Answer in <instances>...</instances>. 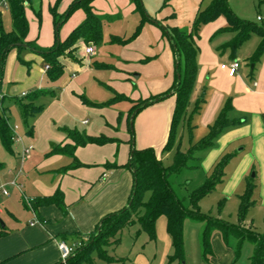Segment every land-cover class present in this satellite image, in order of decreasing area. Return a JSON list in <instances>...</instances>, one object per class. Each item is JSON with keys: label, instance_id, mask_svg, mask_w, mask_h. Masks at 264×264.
I'll return each mask as SVG.
<instances>
[{"label": "rangeland", "instance_id": "rangeland-1", "mask_svg": "<svg viewBox=\"0 0 264 264\" xmlns=\"http://www.w3.org/2000/svg\"><path fill=\"white\" fill-rule=\"evenodd\" d=\"M202 1L141 0L147 15L143 16L141 10L137 9V3L134 0H95V11L102 19V40L100 43L94 44L81 38L80 40H83L84 43L82 42L79 46H76V43L72 48L67 49L64 54L60 55V57L66 55L75 59L77 58L76 54L78 55L80 51L79 55L86 57V47L95 46L97 53L95 52L91 58L94 66L85 73L78 71L75 77H72V72L68 65L66 66L65 64L67 70L64 67V73L61 77L51 80L48 76V70L45 68L46 62L43 55L38 50L28 47H14L9 51L6 56L3 80L0 85V98L5 97L2 107L7 108V115L10 117L12 126H18L17 133L21 136L24 135L27 139H32L31 141L36 147L35 154L32 152L27 158L22 159V166L28 174L27 177H22L24 182L23 190L28 198L34 191L33 181L37 177L35 166L38 160L56 155L52 153L53 150L61 145L62 140L70 139L68 137L69 130H67L69 128L88 133L87 129L90 127L92 129L94 126V130H97L99 126L104 125L105 134L123 135L124 137H119L121 141H116L114 160H118V148L120 145L131 146L132 143L128 139L132 138V133H134L135 146L139 148H155L157 155L161 157L166 166L172 164L180 141L182 150H186L190 146L189 129L185 124L178 129L175 146L169 151H164L169 133V121L168 119L166 120V105L171 100L175 101L174 96H168L159 102L142 108L134 119L130 120L131 126L127 116L132 106L141 102L140 98L145 99L165 92L174 83L177 64L169 31L175 26L181 30L188 31L200 7L206 5L210 0ZM56 2L57 0H33L32 5L26 6V17L29 23L27 39L38 47L48 48L54 45L56 40H64L86 19L84 9H77L56 30L54 15L51 10ZM72 2L73 0H59L57 3L58 13H65ZM230 6L239 17L264 25V2L259 0H230ZM36 9H41V21L35 13ZM0 13L3 16L5 29L11 31L13 23L9 5L2 2L0 4ZM141 21L144 22L143 26L132 41L122 44L112 40L113 36L131 37ZM225 22V18L220 16L203 26L200 36L197 38L199 46L198 60L205 53L207 56L213 54L218 63H213L214 68L209 67L211 72L221 69L222 63L228 64L233 60H239L241 68L238 70V77V74L242 75V73L250 72L251 63L248 61V57L255 51L260 42V37L257 34H252L239 47L236 55L232 56L229 49L220 48L224 41L230 40L232 34L216 33L223 24L225 25ZM260 63H264V56ZM45 73L47 76L43 80ZM247 77L249 78V76ZM233 84L235 82L231 85L233 86ZM40 88L49 89L50 91L60 88V92L58 96H55L53 92L49 91L36 100L37 104L44 106V110L31 119L36 132L35 137L32 138L27 133V127L19 106L10 99L11 97L22 98ZM23 92L26 94L23 95ZM117 92H122L136 100L129 98L106 104L107 101L115 97ZM194 92L195 90H193ZM192 96L194 97V94ZM53 98H56V100ZM85 99L101 105L86 103ZM198 100L196 99L192 102L191 97V109L195 107ZM52 103L60 105L51 109V113L55 118H52L50 124L46 120L40 122L39 119L44 114L43 112L50 109ZM236 116L239 119V114L234 112L229 115V118ZM227 129L225 128L222 132L224 133ZM101 132L99 131L98 133ZM52 133L61 135L62 140L57 139V136L50 137ZM207 133L208 130L204 131L200 126L195 127L194 125L193 142L199 141ZM39 136L43 137V141L40 145H36V140ZM261 142H263L262 139L258 142V146ZM52 143L56 144L55 147L51 146ZM239 143L232 150L236 152L246 144V150L242 154H247L250 157V139ZM46 145L49 148L42 153L41 149ZM217 145V140L215 139L213 146L207 149H214ZM121 149L122 147H120ZM203 151L205 150L197 153L200 157L197 167L187 168L180 174H172L170 176L173 187L181 197L187 196L191 190L201 185L212 169L211 166L207 169L203 165L205 154ZM253 152L258 159L254 158L252 162V159L248 158V161L252 162V170L249 176L242 179L243 183L239 184L235 191L233 190L234 195H227L222 192L221 188H218L206 195L201 200L200 206L202 211L206 213L237 223L241 202L240 194L245 191L248 181L253 180L255 183L253 191L254 204L249 210L247 223H252L256 231L264 234V154ZM227 153L232 152L229 150L222 154L225 155ZM62 156L63 160L61 162H66L68 165L72 164L73 161L70 156ZM14 159L5 149L0 139V162L10 166L15 164L13 162ZM237 161L234 156L227 167V180L229 179V187L232 188L236 187L237 176L235 169L238 165L236 164ZM258 166L261 168L262 176L258 173ZM3 170L5 169L1 167L0 209H3L4 213L0 212V219L4 220V217L8 216L6 207L12 208L13 212L30 216L31 210L25 208L23 194L20 189L9 182L10 180L7 182V177L1 172ZM253 173H256L255 176H253ZM4 190H7L9 195H5ZM147 197L148 194L146 195ZM222 200H225L224 205L220 207ZM203 228V222L190 219L186 221L185 258L182 261L174 260L170 262L169 256L173 253L172 240L167 231V220L164 215L160 216L156 221L155 239H151L149 234L141 230L140 224L136 222L125 227L118 234L120 238L119 244L110 246L107 253L115 259H123L126 264H249L254 250L253 244L245 242L240 254L237 256L236 240L231 239L230 246L226 245L219 231H215L212 235L213 258L210 261H206L202 254L201 235ZM215 233L219 235V239L214 237ZM93 256V263L109 264L105 260L99 259L96 254ZM120 263L113 262L111 264Z\"/></svg>", "mask_w": 264, "mask_h": 264}, {"label": "trees", "instance_id": "trees-1", "mask_svg": "<svg viewBox=\"0 0 264 264\" xmlns=\"http://www.w3.org/2000/svg\"><path fill=\"white\" fill-rule=\"evenodd\" d=\"M58 1L51 8L56 30L77 9H84L86 19L64 40L58 39L54 45L48 48L38 47L27 40L29 23L26 17V6L32 5L33 0L8 1L13 29L11 31L5 29L3 16L0 13V85L3 80L6 56L14 47H28L38 50L43 55L46 64L50 66L47 71L49 78L56 80L64 73V64L60 60V55L64 54L67 49L72 48L81 38L86 42L100 43L103 38L102 19L95 12L94 0H73L69 9L63 14L57 11ZM134 1L143 16H147L141 0ZM259 1L264 2V0ZM35 13L41 21V9H36ZM220 16L225 18L226 24L219 28L216 33L232 34L230 40L222 44L220 48L229 49L231 55L235 56L239 47L252 34H257L260 37V42L248 60L254 66L262 60L264 56V25L239 17L231 8L230 0H210L206 5H202L188 31L181 30L177 26L171 28L169 35L173 43L177 64L174 83L167 91L141 99V102L132 106L129 111V121L134 119L142 108L174 95L176 102L164 151H169L175 146L178 129L185 124L189 129L190 146L186 150H182L180 141L172 164L166 166L157 155L155 148H137L133 138L134 133H132L130 140L132 147L127 163L124 165L117 163L106 164L108 167H126L132 171L133 187L128 204L120 210L106 214L100 224L86 239L74 244V249L67 260L65 262L61 260L56 264H95L93 263L94 254L109 264L113 262L126 264L123 259H115L107 253L110 246L119 244L120 238L118 234L125 227L138 222L141 230L147 232L151 239H155L156 221L162 215L167 218V231L172 240L173 253L169 256L170 262L174 260L182 261L185 258V223L190 219L204 223L201 242L202 254L206 261H210L213 258L212 235L215 231H219L226 245L230 246L231 239L236 240L237 256L240 254L245 242L252 243L254 250L249 264H264V234L256 231L252 223H247L249 210L254 204L253 191L255 183L253 180L248 181L245 191L240 194L241 202L237 223L206 213L202 211L200 206L201 200L206 195L218 189L224 183L227 177V167L234 157L232 153L223 155L213 165L205 181L191 190L187 196L181 197L170 181L172 174H180L187 168L197 167L200 160L197 153L213 146L215 139L226 127L239 125L242 122L240 119L229 118V114L234 107L231 98H228L215 121L209 125L208 133L199 141L193 142V119L200 112L204 102L203 99L198 100L195 107L190 110L191 97L198 76L199 46L197 38H199L205 24L216 20ZM143 21L140 22L131 37L113 36L112 40L122 44L132 41L139 34ZM17 43L25 45L17 46ZM49 91V89L40 88L22 98L11 97L10 99L19 106L29 135L33 134L34 131V126L31 123L32 117L44 110V106L37 104L36 100ZM123 99H129V97L123 93H117L106 104H112L117 100ZM4 100L5 97L0 98V139L5 149L12 153L14 132L10 117L7 115V108L2 107ZM95 105L101 104L95 103ZM68 137L73 140V144L59 146L52 152L53 154H63L73 158L72 164L62 168L60 170L61 173H67L69 170L83 165L74 154L77 146L91 143L102 145L115 140L105 135H88L86 132H81L77 129H69ZM2 166L3 163L0 162V168ZM147 194L148 197L146 198ZM224 201H221L220 207H223ZM51 204L57 205L64 214H68V205L65 203L64 194L60 189L53 195L37 197L31 200V206L35 210L39 206ZM2 234L3 232H0V235Z\"/></svg>", "mask_w": 264, "mask_h": 264}, {"label": "crops", "instance_id": "crops-1", "mask_svg": "<svg viewBox=\"0 0 264 264\" xmlns=\"http://www.w3.org/2000/svg\"><path fill=\"white\" fill-rule=\"evenodd\" d=\"M223 26L224 24L221 27ZM82 42L84 43L83 40H78L76 46H79ZM226 42L224 41V43ZM79 54L80 51L78 55L76 54L77 58L75 59L66 55L60 57L64 67L65 64L66 66L68 65L72 72V77H75L78 71L85 73L94 66V62L91 60L94 54L86 57H81ZM198 62V76L194 88L195 92L192 93L194 94L192 102L196 99H203L204 102L200 112L194 116L193 123L195 127L200 126L204 131L208 130L209 125L215 121L228 98H231L234 107L229 115L237 112L239 119L242 121L239 126L232 125L226 127L228 129L224 133L221 132L220 136L218 135L219 137H217L218 139L216 138L218 145L214 149H205L203 151L205 152L203 165L207 169L210 166L213 167L225 151L230 150L235 156V160H238L236 163L238 165L235 169L237 176L236 187H229L230 181H228L229 179L227 180V177L219 187L223 193L234 195L237 186L243 183L242 179L249 176L252 170V162L254 158H257V155L253 151L257 154L258 152L264 154V63H257L256 66L251 64L250 72L242 73V75L238 74L237 77L238 72L232 76L227 72L228 69L222 67V64L226 63L221 64V69L211 72L209 67L214 68L213 63H218L213 54L209 56L206 53L201 55ZM46 76L47 74L45 73L42 79H46ZM234 82L235 84L232 86L231 84ZM59 90L60 88L52 90L55 96L59 95ZM202 91L203 93L200 97ZM64 96L73 104L66 95ZM127 97L129 96L127 95ZM129 98L136 100L131 97ZM53 99L56 100V98ZM85 101L93 105L96 103L89 99H85ZM175 102L176 99L175 101H169L166 105V120L168 119L169 121V129ZM59 106L56 103H52L50 109L43 112L44 114L40 117L39 121L46 120L50 124L52 118H55L51 113V109L52 107L57 108ZM190 110H192L191 107ZM234 118L238 119L237 116ZM127 119L129 121V114ZM87 131L88 135H105L115 140L102 145L91 143L77 146L74 154L83 165L77 166L67 173H61L60 171L65 166H68V163L61 162L63 154L51 155V157L44 159L40 158L41 160H38L35 166L37 177L33 181L34 191L30 195V198L27 197L26 192L23 190L24 182L22 177H27L28 174L22 166L21 152L25 146L33 144L34 149L32 152L35 154L36 147L31 141L32 139H27L24 135H20L19 141H14L13 152L8 153L15 158L13 160L15 164L10 166L3 164L2 168L5 170L1 172L7 177V182L10 180L9 182L20 189L23 194L24 206L31 210L32 213L30 212V216L24 215L23 213L13 212L12 208L6 207L8 216L4 217V220L0 219V232H3L0 235V263L56 264L61 261L60 241H65L69 245L81 242L96 229L106 214L120 210L128 204L133 187L132 171L126 167L109 168L106 164L117 163L124 165L127 163L130 158L132 145L130 147L125 144L120 145L118 148V160H114L116 141H121L119 137L124 136L120 134H112L114 136L105 134L106 129L104 125L99 126L97 130H94V126L92 129L90 127ZM99 131L102 132L98 133ZM35 133L34 130L33 134H31L32 138L35 137ZM54 136L62 140V136L58 133H52L50 137ZM248 139H250V157L247 154H242L246 150V144L236 152L232 150L238 146L237 144H240L239 142L242 143V141ZM261 139L263 142L258 146V142ZM42 141L43 137L39 136L36 140V145H40ZM64 144H73V140L71 138L69 140H62L60 146ZM55 145V143L51 144L52 147H55ZM120 147H122L121 150ZM48 148V145L44 146L41 149L42 153L47 151ZM248 158L252 159V162L248 161ZM70 159L73 161L72 157ZM258 173L262 176L260 166H258ZM58 189L64 194V201L68 205V214H64L55 204L39 206L37 210L31 206L32 199L53 195ZM0 212L4 213V210L0 209ZM214 237L219 239L217 233L214 234Z\"/></svg>", "mask_w": 264, "mask_h": 264}, {"label": "built area", "instance_id": "built-area-1", "mask_svg": "<svg viewBox=\"0 0 264 264\" xmlns=\"http://www.w3.org/2000/svg\"><path fill=\"white\" fill-rule=\"evenodd\" d=\"M8 1L9 0H1L0 4L2 2H4L5 4L8 5ZM85 51H86L87 56L88 55H93L96 52V48H95V46L91 45V46L86 47ZM240 66H241V63H240L239 60H233L232 62H230L228 64H222V67L228 69L229 74L232 75V76L235 75L238 72ZM45 68H46V70H48L50 68V66L47 64L45 66ZM25 94L26 93L24 92L23 95H25ZM12 129H13V132H14V141H19L20 140V135L17 133L18 126L17 125L15 127L12 126ZM33 149H34V145L33 144L25 146L22 149L21 158L22 159L27 158L30 155V153L32 152ZM3 192H4L5 195H8V193H9L7 190H4ZM59 249H60V252H61V260L65 262L67 260V258L70 256V254L72 253V251L74 249V245H69L65 241H60L59 242Z\"/></svg>", "mask_w": 264, "mask_h": 264}, {"label": "water", "instance_id": "water-1", "mask_svg": "<svg viewBox=\"0 0 264 264\" xmlns=\"http://www.w3.org/2000/svg\"><path fill=\"white\" fill-rule=\"evenodd\" d=\"M16 45H17V46H20V45H25V44L17 43ZM132 118H133V116H132ZM131 125H132V123H131ZM253 176H255V173H253Z\"/></svg>", "mask_w": 264, "mask_h": 264}]
</instances>
